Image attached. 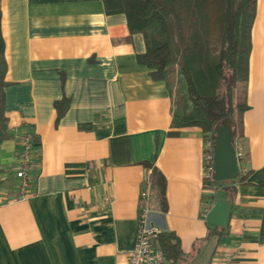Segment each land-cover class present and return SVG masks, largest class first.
Segmentation results:
<instances>
[{"label":"crops","instance_id":"1","mask_svg":"<svg viewBox=\"0 0 264 264\" xmlns=\"http://www.w3.org/2000/svg\"><path fill=\"white\" fill-rule=\"evenodd\" d=\"M0 30V264H126L150 202L144 161L165 178L166 211L149 207V218L178 237L177 264H264V0L237 141L245 178L222 183L234 190L219 237L205 221L217 191L204 174L207 137L173 126L175 73L155 80L138 62L144 39L125 14L107 13L102 0H0ZM25 137L36 142L23 190Z\"/></svg>","mask_w":264,"mask_h":264},{"label":"trees","instance_id":"2","mask_svg":"<svg viewBox=\"0 0 264 264\" xmlns=\"http://www.w3.org/2000/svg\"><path fill=\"white\" fill-rule=\"evenodd\" d=\"M256 2L102 0L107 13L125 14L130 33L142 34L145 51L137 55V60L150 68V76L163 80L170 72L175 73L177 110L173 126L198 127L212 145L221 124L229 126L233 145L242 135L243 113L248 108V61ZM5 72L0 30V141L8 136L2 94ZM170 134H177V130ZM29 139L32 155L36 140ZM143 164L149 169L148 207L166 211L165 178L148 161ZM208 178L206 183L211 182L213 190L223 189L227 195L233 192L232 186L222 185L226 180L215 181L212 175ZM244 178L239 170L235 179ZM222 229L213 226L211 232L219 237ZM151 241L162 251L167 264H177L181 259L178 237L172 231L159 230L151 235Z\"/></svg>","mask_w":264,"mask_h":264},{"label":"built area","instance_id":"3","mask_svg":"<svg viewBox=\"0 0 264 264\" xmlns=\"http://www.w3.org/2000/svg\"><path fill=\"white\" fill-rule=\"evenodd\" d=\"M31 140L25 137L22 141L21 166L16 170V177L20 179V186L24 190L28 186L26 170L28 169L31 157ZM235 155L239 170L245 159V151L240 143L234 145ZM205 177H211L213 173V145L209 138L206 139L205 151L203 156ZM147 196V191L141 192V198ZM150 210L146 204L140 207L138 217L136 241L134 247L130 250L126 264H167L166 259L160 249L155 247L151 241V235L159 231L150 222Z\"/></svg>","mask_w":264,"mask_h":264},{"label":"water","instance_id":"4","mask_svg":"<svg viewBox=\"0 0 264 264\" xmlns=\"http://www.w3.org/2000/svg\"><path fill=\"white\" fill-rule=\"evenodd\" d=\"M239 168L232 143V133L228 125L221 124L215 131L213 141V174L215 181L235 179ZM231 212V202L223 189L216 191L214 203L205 215L211 226L225 227Z\"/></svg>","mask_w":264,"mask_h":264},{"label":"rangeland","instance_id":"5","mask_svg":"<svg viewBox=\"0 0 264 264\" xmlns=\"http://www.w3.org/2000/svg\"><path fill=\"white\" fill-rule=\"evenodd\" d=\"M169 75H170L169 77H172V75H173V74H172V72H170V74H169ZM238 143H239V142H238Z\"/></svg>","mask_w":264,"mask_h":264}]
</instances>
